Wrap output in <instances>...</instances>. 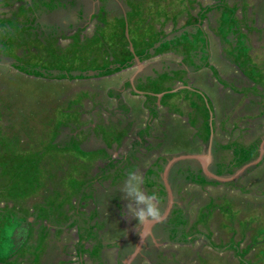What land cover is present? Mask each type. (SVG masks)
<instances>
[{"label": "rangeland", "instance_id": "374dc122", "mask_svg": "<svg viewBox=\"0 0 264 264\" xmlns=\"http://www.w3.org/2000/svg\"><path fill=\"white\" fill-rule=\"evenodd\" d=\"M86 1L0 0V264H264V0Z\"/></svg>", "mask_w": 264, "mask_h": 264}, {"label": "clouds", "instance_id": "9594fccd", "mask_svg": "<svg viewBox=\"0 0 264 264\" xmlns=\"http://www.w3.org/2000/svg\"><path fill=\"white\" fill-rule=\"evenodd\" d=\"M143 183V176L138 170H130L127 173V178L120 189L129 201L127 211L133 218L137 219L138 224L142 227L156 222L162 223L164 213L160 206L161 197L155 192L146 193L142 188ZM141 236L144 238L145 232L142 231Z\"/></svg>", "mask_w": 264, "mask_h": 264}, {"label": "flooded vegetation", "instance_id": "af4514ba", "mask_svg": "<svg viewBox=\"0 0 264 264\" xmlns=\"http://www.w3.org/2000/svg\"><path fill=\"white\" fill-rule=\"evenodd\" d=\"M105 0H97V3L95 2L94 4L95 5H92V2H90V6L92 5V7H91V9L92 10H96V9H98L99 7H98V4L99 3H101V5H103V2H104ZM117 1V0H116ZM80 2L84 5V6H86L87 5V1L86 0H80ZM106 2V1H105ZM106 3H108V4H110V5H112L113 3H111V1L110 0H108V2H106ZM88 6V5H87ZM94 7H95V9H94ZM117 9H118V12H119V15L121 16L122 15V17H120L121 19H122V21H123V19H124V23H126L127 21H126V15H127V13H129L128 11H124V8L121 6V7H117ZM93 15H94V13H92ZM124 17V18H123ZM90 19V17H88V20ZM128 19H130V17L128 18L127 17V20ZM129 25H130V23H129ZM138 31V30H137ZM141 41H142V39H141ZM89 142V141H88ZM55 203V202H54Z\"/></svg>", "mask_w": 264, "mask_h": 264}, {"label": "bare ground", "instance_id": "6f19581e", "mask_svg": "<svg viewBox=\"0 0 264 264\" xmlns=\"http://www.w3.org/2000/svg\"><path fill=\"white\" fill-rule=\"evenodd\" d=\"M6 132V131H5ZM4 137V136H3ZM19 144V143H18ZM11 147V146H10ZM17 147H18V145H17ZM16 148V147H15ZM14 150V149H13ZM16 150V149H15ZM1 162V161H0ZM5 163V162H4ZM9 163V162H8ZM11 163V162H10ZM9 167V166H8ZM15 167V166H14ZM13 169V168H12ZM23 169V168H22ZM21 170V169H20ZM11 171V170H10ZM19 171V170H18ZM17 171V172H18ZM22 171V170H21ZM15 174V173H14ZM25 174V173H24ZM20 175H23V173L22 174H20ZM10 176V175H9ZM20 178V177H19ZM21 179V178H20ZM29 180V179H28ZM26 182V181H25ZM15 183V182H14ZM27 185V184H26ZM4 187V186H3ZM15 187V186H14ZM14 192V191H13ZM53 193V192H52ZM52 193H49V194H52ZM57 199V198H56ZM20 200V199H19ZM58 200V199H57Z\"/></svg>", "mask_w": 264, "mask_h": 264}, {"label": "trees", "instance_id": "16d2710c", "mask_svg": "<svg viewBox=\"0 0 264 264\" xmlns=\"http://www.w3.org/2000/svg\"><path fill=\"white\" fill-rule=\"evenodd\" d=\"M242 147V146H241ZM243 148V147H242ZM245 149V148H244Z\"/></svg>", "mask_w": 264, "mask_h": 264}]
</instances>
